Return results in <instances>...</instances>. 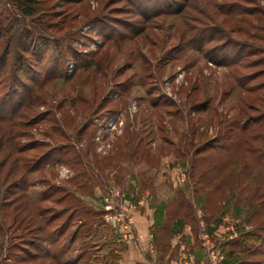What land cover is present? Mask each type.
Wrapping results in <instances>:
<instances>
[{"label":"rangeland","instance_id":"obj_1","mask_svg":"<svg viewBox=\"0 0 264 264\" xmlns=\"http://www.w3.org/2000/svg\"><path fill=\"white\" fill-rule=\"evenodd\" d=\"M6 51L0 264H264V140L218 148L258 114L264 0H0Z\"/></svg>","mask_w":264,"mask_h":264},{"label":"trees","instance_id":"obj_2","mask_svg":"<svg viewBox=\"0 0 264 264\" xmlns=\"http://www.w3.org/2000/svg\"><path fill=\"white\" fill-rule=\"evenodd\" d=\"M16 4H17L16 9L21 11L20 13L22 14V16H27L31 13L30 8H31V6H33V4H31L30 2L28 3L26 1H24V2L16 1ZM253 13L254 12H251V11L249 12L250 15H252ZM202 32L203 31H201V34L198 35V37L202 38L201 40H203V38H205V35ZM33 39L31 40V43L35 45L36 39L35 40H33ZM6 54H7V51H6V53H4V52L0 53V70L6 66V63H7V55ZM262 60L264 61V57ZM225 65H229V64H225ZM18 68L19 69L22 68L21 62L19 63ZM252 76H256V75H254V73H253ZM239 89L242 91V96H240L238 98V103L241 106L248 107L249 110L258 112V114L257 115L249 114L245 117V119L240 121L241 122L240 125L237 126V129H238L237 135L232 138V143L230 145H228L227 148H223V145L218 147L222 151H224V150L228 151L230 156L237 151V148H241L244 152H247L248 154L253 150L251 145H250V141H249L250 139H249V137L247 138V135L251 134V132H253V131L256 132V135L258 136L255 138V140L256 139L264 140V111L261 113L259 112L260 109L264 110V81L257 84V85H248V86L240 85ZM259 91H262V93H260V94L254 93V92H259ZM253 94H254V96H252ZM21 96H22L23 101L32 102L35 99L33 87L32 88L30 87ZM12 98H15V101L21 100V97H20L18 92L14 93V95L11 97V99ZM7 115H8V113H0V124L6 123V122H8V120H10L9 122L12 121V117L8 118ZM238 123H237V125H238ZM0 127H2V126L0 125ZM203 129H204V127H201V130H203ZM12 130L13 129H10V135L9 134L5 135V133L0 134V144L1 145H4L5 142H10L9 137L14 138L17 136L15 133L12 132ZM11 141H13V139H11ZM7 144H8V148L6 149L7 150L6 155L5 156L3 155L2 161L0 164V173H1V167L4 166L7 162V160H5V159L9 158V156H13L16 153H20L22 150L15 143L14 144L7 143ZM254 150H255V148H254ZM256 151L259 152L260 148L256 147ZM263 151H264V149H263ZM263 151L260 154H258L257 163L264 164L263 163L264 160H262L263 158L262 157L260 158V156L263 155ZM19 160L20 159L18 157L13 159V162L10 164V166L7 169V174L14 171V170L16 173L17 172L19 173L22 170H24L23 172H25V173L33 171L34 165L30 166V167H27L28 165H26V164H20L19 165L18 164ZM227 165H228V162H226L225 165L222 166V167H224L223 169H226ZM58 201L59 200H57V202ZM12 204H13V202L6 204L5 208L7 209ZM6 209H4V210H6ZM22 210H23L22 206L15 205L13 207V209H10L9 212L13 213L12 216L14 217L16 215L19 216L20 212H23ZM4 216H7V214ZM31 223H33V222H31ZM38 226L39 225H36L35 228L39 229Z\"/></svg>","mask_w":264,"mask_h":264},{"label":"water","instance_id":"obj_3","mask_svg":"<svg viewBox=\"0 0 264 264\" xmlns=\"http://www.w3.org/2000/svg\"><path fill=\"white\" fill-rule=\"evenodd\" d=\"M147 264H157V262L153 259V260L149 261Z\"/></svg>","mask_w":264,"mask_h":264},{"label":"built area","instance_id":"obj_4","mask_svg":"<svg viewBox=\"0 0 264 264\" xmlns=\"http://www.w3.org/2000/svg\"><path fill=\"white\" fill-rule=\"evenodd\" d=\"M60 173L63 174V170H62V169L60 170ZM127 231H128V230H127Z\"/></svg>","mask_w":264,"mask_h":264}]
</instances>
